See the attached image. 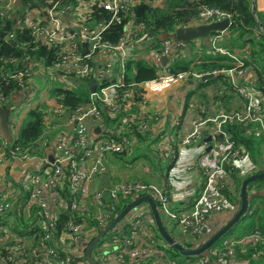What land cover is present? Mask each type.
<instances>
[{
    "label": "built area",
    "instance_id": "obj_1",
    "mask_svg": "<svg viewBox=\"0 0 264 264\" xmlns=\"http://www.w3.org/2000/svg\"><path fill=\"white\" fill-rule=\"evenodd\" d=\"M3 1L0 0V17H9L11 6L15 7L19 1L7 0L8 3L4 6ZM148 1L154 5L164 2ZM137 2L44 0L41 8H33L25 18V26L35 38L45 46L54 48L58 57L52 66L43 70L42 77L50 81L53 78L62 81L94 77L97 84L95 91L89 93L90 105H80L71 111V132L56 134L52 159L32 154L28 148L9 146L5 141H0V165L14 160H36L41 165L38 174L22 173L21 183L26 195L24 200L18 198L15 201L12 189L0 194V220L10 211L15 210L27 215L30 208L35 207L39 213L37 223L40 222L42 228L37 234L36 243L27 246L25 237L0 224V228L4 229L0 234V264H76L75 258L84 257L92 238L99 229L107 226L122 201L143 195H148L158 202L167 219L173 222L180 235L191 243L192 246L186 248H196L212 233L211 221L235 207L233 201L230 202L231 198L223 194V191H227L233 196L236 191L235 181L227 167H241L243 171L250 167L255 170L258 167L249 160L245 152L234 147L223 128L232 123L247 125L254 122L258 123V126L254 129L247 128L246 133H264L262 95L250 86L252 80L247 79L248 84L239 88L244 97L243 110L227 112L222 109H202L201 114L192 117L188 124L175 121V125L182 127V135L178 140L174 133H168L161 141L162 157H172L175 147L179 145L181 150L178 154L181 153V157L187 159L181 166L190 169L192 161L189 157H183L188 155L185 150L197 143H203L200 148L205 149L206 126L212 124L210 132L219 136L214 142L217 149L213 152L214 163L212 166L202 164V187L190 207L173 209L169 204L166 185L153 181L119 180L110 182L95 192L89 191V182L95 176L107 172L103 162L106 154L119 153L130 143L127 133L132 130L139 133L151 130L146 119L137 113L122 119V124L115 128V136L96 138L85 124L88 117H98L102 111L109 115L118 112L121 103L133 97L130 83L128 87H124L123 82L126 77L125 61L128 54L133 48L148 43L153 45L156 42H159L158 46H153L152 49H158L159 54L175 58L181 53L180 49L183 50L181 54L184 53L185 44L182 40L173 42L169 36L142 32V24H137L134 17L133 7ZM96 7L111 14L107 22L94 20ZM122 19L126 21L119 40L112 43L104 39L103 33L110 23L120 22ZM197 19L202 23L224 19L231 22V14L220 8L205 5L201 7ZM12 37L14 33H9L7 38ZM214 48L220 53L227 52L220 47ZM230 56L237 61V65L222 71L231 79L237 75L244 77L246 69L243 61L234 55ZM29 63L27 69L15 75L23 87L26 83L25 77L32 78L41 70L39 64L32 61ZM215 73L217 71L212 72ZM205 74L194 76L201 78ZM172 75L168 73L159 79L170 78ZM179 75L189 77L188 73ZM36 106H39L38 110L42 107L41 110H45L49 103H37ZM55 109L58 113L64 111L61 106H55ZM42 145H47L46 138L43 139ZM260 162L264 166V154ZM65 187L68 194L63 192ZM148 208L146 204H137L128 212L133 213L128 227L114 226L108 238H103L101 244L96 245L95 249L106 264H152L154 255L167 260L165 251L157 245L156 236L147 231V219H150V225L153 223L151 210ZM65 209H68L70 214L60 222V214ZM91 231L92 235L89 234ZM140 233L145 237H141ZM250 249L252 251H249ZM251 260L264 263V233L260 231L242 234L227 239L222 245L211 246L193 264H250Z\"/></svg>",
    "mask_w": 264,
    "mask_h": 264
},
{
    "label": "crops",
    "instance_id": "obj_2",
    "mask_svg": "<svg viewBox=\"0 0 264 264\" xmlns=\"http://www.w3.org/2000/svg\"><path fill=\"white\" fill-rule=\"evenodd\" d=\"M16 4V6H11V16L14 19V26L22 24V21H25V18L30 15V10H32L29 6V2H26L25 7L22 6L20 0ZM8 3L7 0L3 1V6ZM154 5V4H153ZM155 5L162 6L163 3H156ZM251 11L252 7H255L256 14L255 19L259 25V30L264 34V27L260 23L257 17L258 12H264V0H250ZM200 14V13H199ZM199 14L190 19V21L181 26H193L203 24L200 22L197 17ZM25 24V23H24ZM229 27V26H228ZM228 27L225 30H219L221 35L218 38L213 35L214 31L210 32L206 38H197L193 39L189 42H184L183 45L184 53L177 55L175 58H171L169 55H162L157 52L158 49L153 50L152 47H157V43L151 45L148 43L147 45H140V47L133 48L131 53L128 54V58L125 61V76L128 75V63L130 61H134L136 59H141L150 65H153L156 68V78L144 82H134L130 83V87H132L133 97L129 100L121 103L120 110L118 112H114L112 115L102 111L100 112L98 117H88L85 120V124L87 128L91 131L92 135L96 138H101L103 136H115V128L122 124V119L126 116H130L133 113H137L141 115L144 119H146L147 124L151 128L150 131L145 133H139L134 130L127 133V137L130 140V143L127 147L119 152V153H108L103 159L104 165L107 167V172L95 176L92 181L89 183V191L95 192L101 187L109 184L110 182H116L119 180H139L144 182H157L159 184L166 185V193L169 200V204L173 209L182 210L190 207L193 199L197 196L198 192L201 190L203 183V167L202 164L207 166H212L214 163L213 152H216L217 149L215 147V138L210 129L212 128V124H208L205 129V137L204 142L208 145H211L210 150L201 149L200 145L203 143H197L185 150L188 155H184L183 157H189L192 161V165L190 169H184L181 165L187 162V159L181 157V153L178 152L181 150V147L177 145L175 147V152L172 157H162L161 156V141L164 136L168 133H174L176 135V139L182 135V127L175 125V121L182 122L184 124H188L189 120L201 114L202 109H222L227 112L229 111H241L244 106V97L239 91L240 87L246 86L247 79L252 80V84L250 86L257 89L262 95L263 105H264V92L262 89L258 87L259 85L256 82L254 75V66H258L257 63L253 65L245 66V63L249 60V51L246 50L243 52V47L240 50L230 51V49L225 45V38ZM179 28V27H177ZM177 28H174L172 34ZM224 34V35H223ZM162 37H167L163 35ZM173 42L175 41L172 38ZM204 43V46H203ZM214 47H220L223 50H226V53H220L215 50ZM207 54H217L218 56H224L229 59H232L237 63L235 59H233L230 55H234L235 57L241 59L243 61L244 68L246 69L245 75L250 76L249 78H244L240 75L234 77V79L229 78L226 74L222 80L220 77L218 79L210 80L207 82V79L196 78L194 74H200L203 72H199L194 68H191L188 71L190 73L188 78H184V76H180V72L174 74L172 72V61L174 59H178L180 57H185V59H191L190 67H196V64L205 62L204 57ZM171 55V54H170ZM245 55V56H244ZM167 56L168 59L165 63L162 61V57ZM245 59L247 61H245ZM220 63L229 64L231 60H227L223 58ZM260 64V63H259ZM222 69L232 68L231 66H223ZM168 73L173 74L170 78L159 79L160 76H165ZM204 76V75H203ZM212 76V75H210ZM209 76V77H210ZM94 78V77H93ZM208 78V77H207ZM40 79V80H38ZM167 80L163 85L162 82ZM97 81V80H96ZM173 81V82H170ZM204 84H201L202 82ZM31 85L24 90H19L12 94L9 101H11L15 108L12 107L10 115H9V123L12 132V141L7 142L4 134L0 130V141H5L9 146H13V140L17 138V134L20 128L24 125L27 120L28 111L36 106L37 103H49V106L45 110H38L43 112V124L44 127L41 130L40 135L36 140H34V144H29L27 146L19 145L23 148H28L32 154L37 156L47 157L48 159H52L53 154V146L56 144L55 136L59 132L70 133L72 130V112L69 110L68 106H64L58 102L57 98L61 97L57 95V93L51 90V87L60 86L62 88H67L70 90H75L80 86V82L78 79H70V80H58L53 78L52 81L45 77L37 78L36 75L32 77ZM95 84L94 90L96 89ZM90 85V92L92 91V85ZM76 85V86H75ZM38 87V88H37ZM43 90L41 91V89ZM50 93L54 96V103L52 100L48 99L47 95H44V100H40L35 104H32L30 107L24 106V101L29 97L30 93L33 90ZM89 96V95H88ZM172 97L170 100L169 98ZM7 103V102H6ZM5 103V104H6ZM46 105V104H44ZM80 105H90L89 98L84 100L79 104ZM48 106V105H46ZM55 106H61L64 111L58 113L55 109ZM39 106H36L38 108ZM3 108V107H0ZM66 117L65 121L60 120V117ZM233 125H240L238 123H232ZM89 126V127H88ZM249 128L254 129L258 126V123L250 122L247 124ZM226 128V125L223 126ZM98 129V131H96ZM245 136L251 137L254 139V143L256 145V160L260 163L262 156L264 154V133H259L258 135L254 133H246ZM210 137V140H206V137ZM228 136L231 141L234 139L232 134L228 132ZM47 139V145H42L43 139ZM235 140V139H234ZM46 141V140H45ZM44 141V142H45ZM238 145H237V144ZM238 140L234 141V147L238 148L242 152H245L249 158H251V153L247 150V148L239 144ZM205 147V148H206ZM124 152V153H122ZM178 154V156H177ZM128 156V158H125ZM144 160V161H143ZM143 162L145 164L141 165ZM140 166V167H139ZM41 165L36 160L22 162L18 160L7 161L0 165V194L7 192L12 189L14 194L15 201L18 198L24 200L26 198L25 191L22 187V173L25 172L27 174H38L40 173ZM131 176V177H130ZM26 190V188H25ZM22 193L18 195L17 193ZM27 192V190H26ZM63 192L68 194L67 187L64 188ZM256 192L254 189L251 192ZM238 194V195H237ZM230 199L235 207L233 209H229L226 213H222L217 216V218L211 221L212 224V233L209 235L206 240L202 242V244L207 241L217 230H219L225 222H227L234 213L238 210L240 205V192H235V195L231 196ZM147 209V207H146ZM149 209V208H148ZM157 210L159 212V217L162 221V225L164 228L171 234V236L181 243L184 247H191V243L185 238H183L177 230V227L173 222L169 221L165 214L161 211L160 206H157ZM67 217L69 216V210L65 209L64 212ZM128 213V212H127ZM38 209L35 207H31L27 215H22L15 210L7 213L6 217L0 220V224L4 225L6 229L12 230L18 235L25 237V241L27 246H31L36 243L37 234L42 231L40 222L37 223L39 219ZM128 217L122 218L123 221L121 223H117L115 226H124V228L128 227V223L131 220L133 213H128ZM152 215V212H151ZM164 216V218L162 216ZM153 218V215H152ZM150 219H147L146 227L147 231L151 232L154 236H156L157 245L165 251L168 258L165 261L161 256L154 255L152 264H193L198 261L202 254L198 255L196 258H182V259H173L169 255L166 246L162 247L160 244L162 243L161 239L158 237V230L155 225V221L153 218V223L150 225L148 222ZM112 231V230H111ZM110 231V232H111ZM4 232L3 228H0V234ZM92 231L89 232L92 235ZM262 233V232H261ZM245 234V233H244ZM242 235V234H241ZM141 237H145L143 233H140ZM232 236V237H231ZM234 236V237H233ZM240 236V234L230 235L228 237L224 236L219 241L215 242L211 246L222 245L229 238H236ZM90 238V237H89ZM104 236L101 238V240ZM202 241V238H200ZM165 241V240H164ZM218 243V244H217ZM97 245V244H96ZM95 245V247H96ZM167 245V243H165ZM201 245V244H200ZM168 246V245H167ZM210 246V247H211ZM93 248L95 260L99 261L101 264H106V261L100 258V253ZM199 247V246H198ZM91 252V253H92ZM76 264H87L88 262L84 257L75 258ZM107 260V259H106ZM250 264H264L260 261L251 260Z\"/></svg>",
    "mask_w": 264,
    "mask_h": 264
},
{
    "label": "trees",
    "instance_id": "obj_3",
    "mask_svg": "<svg viewBox=\"0 0 264 264\" xmlns=\"http://www.w3.org/2000/svg\"><path fill=\"white\" fill-rule=\"evenodd\" d=\"M137 1L138 2L133 7L135 22L137 24H142V32H148L150 34H169L174 28L187 24L191 18L197 16L201 12V7L205 5L217 7L230 13L231 22L225 32L227 36L224 43L230 51L236 52H238L237 50L248 46V48L241 49L244 53L246 50L249 51V57L247 60H250L247 61L245 59V61H247L245 66L257 63L258 66H254L252 70H254L253 72L256 82L259 85L258 87L264 92V34L262 32L258 35L255 33L256 29L259 30V25L255 19V15L251 11L250 0H164L162 6L153 5L148 0ZM20 2L23 7H25L26 2H29L30 8L33 9L41 8L44 0H20ZM258 13L261 15H258ZM93 16L95 21L97 20L105 23L109 20L111 14L103 8L96 7ZM257 17L264 27V12H257ZM125 21L126 19H122L120 22L113 21L110 23L103 33V38L112 43H116L124 32ZM13 24L14 19L11 16L0 17V107H4L5 103L9 101L10 97L15 92L24 90L30 85L34 87L31 83L32 78L25 77L26 83L23 87L19 83L17 76H15L18 72H23L27 69L30 61L40 65L41 70L36 73V77L41 78L43 70H47V67L52 66L58 58L55 49L40 43L31 33V30L25 26L23 21L22 24L19 23V25L15 27H13ZM9 33H14V37L7 38ZM221 34L222 33L219 31H214L213 33V35ZM156 43L159 44V42ZM223 58L229 61L231 60V62L223 65V63L219 62ZM204 59L206 61L196 64V67H190L191 59H185V57L174 59L171 64L172 72H174V74L178 72L188 73L187 70L191 68L203 72L200 74H212L213 71H217V73L206 78L207 82H209L210 80L218 79L219 77L224 80L223 78L226 77V74L222 71L224 70L222 69L224 68L223 66L235 67L237 65L232 59L224 56L220 57L217 54H207ZM188 74L190 75V73ZM154 78H156V68L141 59H136L128 63V75L123 80L124 87H128L129 83L132 81L144 82ZM78 81L80 82V86L75 90L64 89L60 86L51 87L53 92L61 96L57 98L58 102L64 106H68L70 111L74 110L81 102L88 99L90 85L97 83L94 78L86 77H81ZM201 84H204V82ZM35 88L36 87H34V89ZM43 114V112L37 110L36 106L31 108L28 111L26 122L20 128L17 138L13 140L12 145L21 144L27 146L29 144H34V140L38 138L44 127ZM247 128H249V126L243 124L233 126L228 124L225 128L227 133L230 132L233 138L240 142L239 144H242L247 148L251 153V158H249V160L258 166L255 170L253 167V169L250 167L245 171H243V168L241 167H227L230 171L231 178L235 181L236 193L240 192L241 183L245 177L252 173L264 170V166L261 165V162L258 163L257 161L259 160H256L257 150L254 139L244 135L246 134ZM218 137L219 136L214 135V138ZM234 139L232 140L233 145L235 141ZM253 189L256 192H253L251 195ZM246 190L249 200L247 210L229 229V231L218 239V241L224 236L228 237L235 234L241 235L254 231L264 233V177L249 182L246 186ZM223 194L227 198H232L227 191H223ZM132 200L134 199L127 198L122 201L107 225L124 208V206ZM155 203L156 206H159L158 202L155 201ZM138 204H146L149 206L146 202H140ZM66 218L67 215L65 213L60 214V222ZM239 224L241 227H238V232H235L234 228L239 226ZM101 230L102 229H99V232ZM158 237L162 241L160 246H166L171 258L177 260L178 258L185 259L197 257L181 255L176 249L165 245L166 242L160 234H158ZM249 251H252V249ZM91 257L95 259V257L92 256V253Z\"/></svg>",
    "mask_w": 264,
    "mask_h": 264
},
{
    "label": "water",
    "instance_id": "obj_4",
    "mask_svg": "<svg viewBox=\"0 0 264 264\" xmlns=\"http://www.w3.org/2000/svg\"><path fill=\"white\" fill-rule=\"evenodd\" d=\"M252 13L255 15L256 10L255 7H252ZM229 20L224 19L221 21H215L210 23H203L200 25H193V26H186V27H179L177 28L172 34H166L173 38L174 40H182L185 42H189L193 39L197 38H206L208 34L212 31H219L225 30L229 26ZM168 57L163 56L162 61L165 63ZM212 74H207L202 76V79L209 77ZM95 84L92 85V91L94 90ZM13 107V103L8 101L3 108H0V130L4 134V137L7 142L12 141V132L9 123V115L11 109ZM98 131V129H96ZM206 140H210V137H206ZM211 145H208L205 149L208 151L211 149ZM264 177V170H261L256 173H252L245 177L242 180L241 188H240V205L238 210L234 213V215L229 219L224 225L217 230L207 241L201 244L199 247L196 248H186L181 243L176 241L171 234L164 228L162 225V221L159 217V212L157 210V206L155 201L152 197L148 195L140 196L131 202L127 203L124 208L113 218V220L104 228L102 229L98 235L89 243L85 251V260L90 264H100L98 261L91 257V252L98 241L108 232H110L117 223H121L123 221L122 218L125 217L127 212H129L132 208H134L140 202H146L149 205V208L152 212L155 225L157 227L158 233L160 236L165 240L167 245L173 249H176L181 255L183 256H194L202 253L203 251L207 250L211 245L218 241V239L223 236L229 229L240 219V217L245 213L248 208V193L246 190V186L249 182L260 179Z\"/></svg>",
    "mask_w": 264,
    "mask_h": 264
},
{
    "label": "rangeland",
    "instance_id": "obj_5",
    "mask_svg": "<svg viewBox=\"0 0 264 264\" xmlns=\"http://www.w3.org/2000/svg\"><path fill=\"white\" fill-rule=\"evenodd\" d=\"M254 1H257V0H254ZM258 12V11H257ZM258 15H261L260 13H258ZM255 33L258 35V34H260L261 33V31L260 30H258V29H256L255 30ZM263 37H264V35H263ZM264 41V40H263ZM167 82V80H165L164 82H162V84L161 85H163L164 83H166ZM170 82H173V81H170ZM27 89V88H26ZM43 90V88L41 89V91ZM41 91H37V90H33L31 93H30V95H29V97L24 101V106L25 107H30L32 104H35V103H37L38 101H40V100H44L45 98H43L44 97V95H47V97H48V99H50V100H52L53 101V103L55 102L54 101V96H53V94H50V93H45L44 91L43 92H41ZM170 100L172 99V97H170L169 98ZM54 105V104H53ZM52 105V106H53ZM52 106H49L50 108H52ZM13 108H15L14 107V105H13ZM66 117H64V116H62V117H60V120H62V121H65L66 119H65ZM89 127V126H88ZM125 158H128V156H126ZM144 161V160H143ZM142 163V162H141ZM146 162H143L141 165H143V164H145ZM144 166V165H143ZM140 167V166H139ZM131 177V176H130ZM90 183V182H89ZM126 217H128L129 216V214L127 213L126 215H125ZM162 216V215H161ZM163 218H164V216H162ZM238 227H241V225L239 224V226H236L235 228H234V231L235 232H238V230H239V228ZM98 233H99V231L97 232V234L92 238V239H94L97 235H98ZM110 233L111 232H109V233H107L105 236H104V239H106V238H108V236L110 235ZM103 240V239H102ZM101 239L98 241V243H97V245H100L101 244V241H102ZM216 244V243H215ZM218 244V243H217ZM95 251H96V249H95ZM92 256L94 257L95 256V254H94V251L92 252Z\"/></svg>",
    "mask_w": 264,
    "mask_h": 264
}]
</instances>
